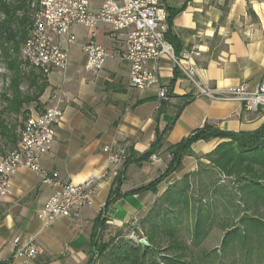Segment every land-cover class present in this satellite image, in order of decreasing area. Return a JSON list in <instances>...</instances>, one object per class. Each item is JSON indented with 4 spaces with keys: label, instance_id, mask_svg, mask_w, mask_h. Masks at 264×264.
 Instances as JSON below:
<instances>
[{
    "label": "crops",
    "instance_id": "obj_1",
    "mask_svg": "<svg viewBox=\"0 0 264 264\" xmlns=\"http://www.w3.org/2000/svg\"><path fill=\"white\" fill-rule=\"evenodd\" d=\"M102 1L89 0L91 10L97 11ZM159 2L168 14L175 12L169 32L180 52L198 49L199 56L192 62L202 85L229 89L241 83L254 87L264 82V0ZM91 32L109 56L96 74L84 71L81 50ZM72 33L77 41L68 49L67 69L49 72L48 86L38 100L40 109L57 100L62 108L51 150L40 158L42 171L57 173L61 182L79 185L110 168L105 147L142 155L157 132L169 129L155 155L125 167L116 195L111 194L116 175H110L98 185L92 206L72 209L68 217L55 220L48 228L43 227L37 212L54 190L41 183V174L19 169L0 203V264L10 259L13 244L23 245L30 236L35 237L39 249L31 264H87L97 242H107L139 221L169 186L196 171L204 156L224 140L193 143L194 155L185 156L180 167L157 185L155 193L134 192L165 172L171 160L166 151L169 146L205 126L229 133H252L264 125V108L252 113L235 101L197 97L195 87L168 57L159 60L158 71L170 98L157 108L155 88L128 86L129 66L117 58L124 50L123 36L105 24L92 31L76 25ZM3 156L0 153V160ZM102 209L105 223L96 228Z\"/></svg>",
    "mask_w": 264,
    "mask_h": 264
},
{
    "label": "built area",
    "instance_id": "obj_2",
    "mask_svg": "<svg viewBox=\"0 0 264 264\" xmlns=\"http://www.w3.org/2000/svg\"><path fill=\"white\" fill-rule=\"evenodd\" d=\"M33 7L32 24L21 48V59L27 67L40 70L45 75L53 70L63 72L67 69L68 49L77 41L72 33L74 26L92 31L97 25L105 24L124 37V50L117 58L129 66L128 86L137 90L155 88L157 108L170 98L168 88L159 79L158 62L162 57H168L192 83L197 97L235 101L252 113L264 108V82L254 87L241 83L229 89H212L197 80L192 58L199 56V51L193 48L175 53L165 38L168 14L159 0H103L97 11L91 10L89 0H34ZM81 50L85 56L84 71L100 72L109 56L96 43L93 32L81 45ZM34 108H28L15 148L0 160V203L7 196L11 179L19 169L41 174V183L54 190L37 212L43 227L48 228L55 220L68 217L72 209L92 206L98 185L110 175L117 174L126 159V151L105 147L110 168L103 175L91 176L79 185L61 182L57 173L46 174L40 167V158L50 152L61 121L60 101L38 113ZM100 214L104 218V209ZM13 247L6 264H31L39 252L33 236L28 237L25 244H13Z\"/></svg>",
    "mask_w": 264,
    "mask_h": 264
},
{
    "label": "trees",
    "instance_id": "obj_3",
    "mask_svg": "<svg viewBox=\"0 0 264 264\" xmlns=\"http://www.w3.org/2000/svg\"><path fill=\"white\" fill-rule=\"evenodd\" d=\"M33 4L34 0H0V59L11 74L9 95L1 94L6 104L0 111V153H4V156L15 148L23 124L17 130L15 126L8 125L2 118L3 115L16 114L24 117L29 113L30 106L38 104L39 98L48 86L47 75L40 70L27 67L21 59V48L29 36L32 24ZM166 12L168 14L167 10ZM174 14L175 12L168 14V31L165 38L172 45L175 53L179 54L178 43L169 32L170 19ZM22 84H26V92H21ZM168 129L157 132L155 140L144 154L126 152V159L114 180L112 195L118 192L125 167L130 163L139 164L148 161L155 155L162 148ZM212 139L224 141L205 155L204 159L224 177L233 178L238 183L237 195L240 204L245 208L250 205L255 207L259 204L264 205V125L252 133H229L207 126L195 131L177 145L169 146L166 151L171 155V160L165 172L134 192L155 193L157 185L180 167L185 156L194 155L191 150L193 143ZM207 173L208 171L203 169L200 163L196 171L169 186L155 200L147 213L138 221V227H131L134 234L142 235L139 236V240L145 239L148 243L147 247L139 244L138 241L125 239L124 232L120 231L107 242H97L87 264H93L94 259H99L100 264H207L203 258L208 257L207 253L201 251L196 253L194 249L198 248L207 237L211 228V219L209 214H205L208 211L203 212L200 207L196 208L192 203L193 182L197 180L195 184L199 183L198 186L207 194L224 195V188L208 182L210 179L207 176L206 182L202 180L201 176ZM190 213H193L195 221L191 230V245H186L177 238L176 233L182 217ZM104 223L105 219L99 214L95 227L103 226ZM239 223L247 228V233L256 231L258 234L263 231L264 234V223L247 213ZM230 233H226L223 237L222 246L227 245V237ZM162 235L168 240L164 246ZM247 236L245 233L242 239L245 241Z\"/></svg>",
    "mask_w": 264,
    "mask_h": 264
},
{
    "label": "rangeland",
    "instance_id": "obj_4",
    "mask_svg": "<svg viewBox=\"0 0 264 264\" xmlns=\"http://www.w3.org/2000/svg\"><path fill=\"white\" fill-rule=\"evenodd\" d=\"M10 78L11 74L7 71L3 60L0 59V111L6 106L1 98V94L9 95ZM20 90L21 92H26V84H22ZM33 106H37L36 110L38 109L40 112L45 109H40L39 101L38 104H34L31 107ZM2 118L6 120L8 125L15 126L19 130V127L27 118V114L24 117L16 114H4ZM204 160L201 166L208 173L201 176L202 180L206 182L207 176L210 179L208 182L215 183L216 187L224 188V195L212 196L211 193L207 194L198 186L199 183L195 184L197 180L193 182L191 190L192 203L196 208L200 207L203 212L208 211L205 214H209L211 219L209 233L200 246L194 249L195 252L201 251L207 253L208 257H203L207 264H264L263 231H260L258 234L256 231H249L247 233V228L241 226L239 223V220L246 213L264 223V205L259 204L256 207L250 205L245 208L244 205L240 204L237 195L238 183L233 178L224 177L209 161ZM194 218L193 213L188 214V216L184 215L182 222L177 227V238L186 245H191L190 236L195 221ZM131 227H138V221L134 225L125 228L123 231L125 234L124 238L139 241V236L142 235L138 233L134 234L131 231ZM228 232L231 233L227 237V245L222 246L223 237ZM245 233L248 236L244 241L242 238ZM162 241L163 246L167 244L168 240L166 236L162 235ZM93 264H100V260L94 259Z\"/></svg>",
    "mask_w": 264,
    "mask_h": 264
},
{
    "label": "water",
    "instance_id": "obj_5",
    "mask_svg": "<svg viewBox=\"0 0 264 264\" xmlns=\"http://www.w3.org/2000/svg\"><path fill=\"white\" fill-rule=\"evenodd\" d=\"M138 242H139V244H141V245H143L145 247L148 246V243L145 241V239H140Z\"/></svg>",
    "mask_w": 264,
    "mask_h": 264
}]
</instances>
